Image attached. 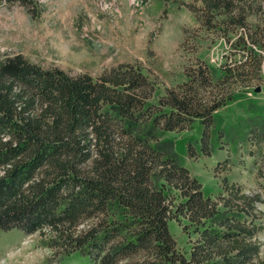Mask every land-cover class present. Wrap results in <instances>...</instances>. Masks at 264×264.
<instances>
[{
  "label": "trees",
  "instance_id": "1",
  "mask_svg": "<svg viewBox=\"0 0 264 264\" xmlns=\"http://www.w3.org/2000/svg\"><path fill=\"white\" fill-rule=\"evenodd\" d=\"M197 1L200 6L189 10L203 28H244L252 15L248 0ZM261 65L256 60L243 75L259 73ZM186 78L167 89L157 106H147L154 87L130 65L94 79L42 69L21 54L0 60V229L28 235L46 229L69 248L88 250L98 264H207L227 255L230 241L251 239L255 226L234 216L216 223L219 202L205 196L177 160L130 131L129 123L144 121L166 132L182 131L200 120L201 151L209 153L208 130L229 96L213 92L204 64L187 70ZM188 150L192 155L191 146ZM261 170L263 176L264 166ZM155 174L181 202L173 204L154 186ZM227 193L224 208L254 216L255 199L241 200L236 189ZM239 200L241 206L233 205ZM182 219L188 224L182 226ZM170 220L198 235L189 258L178 252ZM258 251L254 243L241 248L237 264L249 263Z\"/></svg>",
  "mask_w": 264,
  "mask_h": 264
},
{
  "label": "rangeland",
  "instance_id": "2",
  "mask_svg": "<svg viewBox=\"0 0 264 264\" xmlns=\"http://www.w3.org/2000/svg\"><path fill=\"white\" fill-rule=\"evenodd\" d=\"M248 1V23L230 29L221 24L203 28L189 10L200 6L197 0H0V60L21 54L42 69L94 79L105 70L130 65L154 87L147 106H157L167 89L185 83L193 66L208 67L213 92L229 96L208 130L209 153L201 151L200 120L172 132L151 121L129 123L136 139L177 160L201 183L204 195L219 202L216 223L234 216L256 227L251 239L230 241L227 255L207 264H237L238 250L251 243L259 251L247 264H264V175H259L264 166V65L257 74L243 75L256 60L264 63V48L253 43L264 46V0ZM228 69L230 78L225 76ZM152 180L173 204L181 202L162 177L155 174ZM234 189L241 200H256L253 217L222 206L221 198ZM181 223L188 224L184 219ZM168 229L178 252L189 258L198 235L192 229L186 234L175 220L168 222ZM87 253L69 248L46 229L29 235L0 229V264H98Z\"/></svg>",
  "mask_w": 264,
  "mask_h": 264
},
{
  "label": "water",
  "instance_id": "3",
  "mask_svg": "<svg viewBox=\"0 0 264 264\" xmlns=\"http://www.w3.org/2000/svg\"><path fill=\"white\" fill-rule=\"evenodd\" d=\"M255 92L258 93V92H259V89L257 88V89L255 90Z\"/></svg>",
  "mask_w": 264,
  "mask_h": 264
}]
</instances>
